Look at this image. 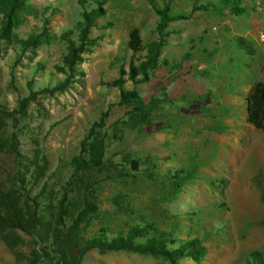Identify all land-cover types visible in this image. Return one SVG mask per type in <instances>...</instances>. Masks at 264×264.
<instances>
[{
    "label": "rangeland",
    "instance_id": "obj_1",
    "mask_svg": "<svg viewBox=\"0 0 264 264\" xmlns=\"http://www.w3.org/2000/svg\"><path fill=\"white\" fill-rule=\"evenodd\" d=\"M99 1L26 0L36 14H22L9 35L0 38V105L6 111L15 110L30 92L67 79L63 90L37 93L26 102L24 114H14L16 129L10 118L0 116L2 146L15 132L24 158L38 164L44 159L42 175L27 185L30 195L45 186V201L49 197L54 204L64 195L76 204L83 178L97 199L84 238L100 228L110 238L149 224L156 237L176 241L170 248L200 241L202 260L182 257L178 264H254L252 251L261 254L264 264V133L246 123L244 102L253 83L264 84V43L258 41V34H264V0L247 3L240 16L216 14L210 6L217 0H171L169 14L189 18L166 25L157 65L146 82L137 84L126 77L127 35L137 29L142 48L157 40L152 8L161 0H104L103 15L87 36L94 44L83 47L71 76L66 71L67 40L78 45L82 8L88 11ZM32 37L35 45L24 49L18 44ZM237 37L251 47L252 56L237 48ZM143 55L136 53L134 63ZM120 70L125 72L123 90L152 103L149 124L138 131L122 125L129 107L117 104L118 90L110 86ZM103 112L102 166L75 171L72 159L82 144L90 143L87 131ZM128 160L136 161L135 170ZM178 170L193 178L172 197L167 177ZM13 173L12 156L0 150V183L9 186ZM29 248L28 237L20 232L1 236L0 264H24ZM80 264L167 263L128 251L91 250Z\"/></svg>",
    "mask_w": 264,
    "mask_h": 264
},
{
    "label": "trees",
    "instance_id": "obj_2",
    "mask_svg": "<svg viewBox=\"0 0 264 264\" xmlns=\"http://www.w3.org/2000/svg\"><path fill=\"white\" fill-rule=\"evenodd\" d=\"M170 1L161 0V6L152 8L158 19L155 26L157 40L147 43L142 48L137 29L133 28L128 32L126 47L131 54L127 64L126 77L132 84L146 82L149 74L155 69L160 49L164 44L162 32L166 25L189 18L187 14H169ZM191 1L195 4L198 0ZM103 2L104 0L96 2V7L88 11L82 8L80 22L76 25L78 45L75 46L73 42L67 40V54L63 58V63L70 76L73 74L74 64L78 54L83 51V47L94 44V41L88 39L87 36L89 29L95 25V21L103 15L101 8ZM78 3L83 5L81 1ZM245 3L243 0H217V5L210 7L218 15L225 12L233 16H240L246 10ZM199 7L206 10L204 6ZM44 11L45 9L42 13ZM35 12L36 10L31 9L26 0H0V15L3 19L0 38H6L10 30L20 23L22 14H36ZM45 25L43 20L42 27ZM235 43L239 50L244 51L248 56L253 55V50L244 39L237 37ZM18 44L24 49L29 45L33 46L36 44V37L30 38L28 41H18ZM140 51H144V55L141 60L134 63V55ZM124 74L125 72L120 70L118 77L110 82V86L118 90L117 104L129 107L127 121L122 122V125L135 128L138 131L149 124L152 103L144 104L135 91L123 90L122 76ZM66 83L67 79L52 88L30 92L27 98L18 101L17 108L11 112L6 111L0 105V116L10 118L12 127L16 129L17 119L14 114L19 116L24 114L26 102L33 100L37 93L50 94L54 91H61L66 87ZM244 102L246 123L255 131L264 133V84L253 83L245 94ZM106 117L107 113L103 112L96 121L91 123L86 135V141H90V143L82 144L79 153L72 159L75 171L84 172L102 166L105 137L104 133L99 131L103 128ZM114 127L112 126V131L116 134L118 131L117 129L115 131ZM0 150L12 156L14 164L12 183L9 186L0 183V237L16 232L28 237L30 248L24 264H80L83 256L91 250L128 251L160 258L167 264H178L177 260L182 257H187L197 263L202 260L204 249L198 239L187 240L170 248L169 246L174 245L176 241L156 237L155 228L149 224H144L141 227H128L125 231L118 232L110 238H107V232L100 228L92 236L84 238L83 231L96 214L97 199L91 189V184L83 178L78 180L80 188L77 186V189H80L82 199L79 203H75L77 207L81 205L80 208H76V204H72L71 199L66 200L64 195L56 199L53 204L49 197H47V201L43 196L41 197L45 186H42L34 195H30L29 188H27V185L34 183L42 175L45 165L43 157L39 159L40 164L37 163V160L24 158L19 153L15 132L9 136L6 145L2 146L0 143ZM126 163L133 170L137 168V163L134 160H128ZM192 178L193 173H184L182 170L173 171L167 177L171 188L170 196L174 197L180 192L181 187ZM40 198L41 200H39ZM126 211L130 212V210ZM148 231L154 234L146 237L145 233ZM4 241L7 242L5 238ZM6 247L12 249L9 243L6 244ZM249 256L254 264H263L259 252L252 251Z\"/></svg>",
    "mask_w": 264,
    "mask_h": 264
},
{
    "label": "built area",
    "instance_id": "obj_3",
    "mask_svg": "<svg viewBox=\"0 0 264 264\" xmlns=\"http://www.w3.org/2000/svg\"><path fill=\"white\" fill-rule=\"evenodd\" d=\"M253 1L255 2V4H258L260 0H253ZM258 41L264 43V34L262 32L258 34Z\"/></svg>",
    "mask_w": 264,
    "mask_h": 264
},
{
    "label": "crops",
    "instance_id": "obj_4",
    "mask_svg": "<svg viewBox=\"0 0 264 264\" xmlns=\"http://www.w3.org/2000/svg\"><path fill=\"white\" fill-rule=\"evenodd\" d=\"M251 1H252V0H247V1L245 0V2H246L245 4L250 3ZM253 2H254V1H253ZM254 3H255V2H254ZM245 7H247V5H245ZM245 13H246V10H245V12H244L243 14H241V15H244Z\"/></svg>",
    "mask_w": 264,
    "mask_h": 264
}]
</instances>
